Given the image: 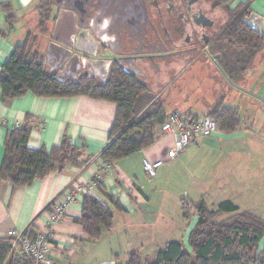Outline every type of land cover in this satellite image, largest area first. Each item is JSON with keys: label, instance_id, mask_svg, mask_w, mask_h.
Returning a JSON list of instances; mask_svg holds the SVG:
<instances>
[{"label": "crops", "instance_id": "0c3cea01", "mask_svg": "<svg viewBox=\"0 0 264 264\" xmlns=\"http://www.w3.org/2000/svg\"><path fill=\"white\" fill-rule=\"evenodd\" d=\"M39 1L0 0V70L15 46L21 45L27 34L38 28L39 14L36 8ZM223 1L229 9L247 5L251 14L264 17V0ZM4 3L10 6L14 14L12 26H9L7 15L1 10ZM56 17L55 14V19ZM54 22H51L50 38ZM50 43L49 39L44 46V53L39 51L43 61ZM213 52L215 53V49ZM219 58L220 55L214 57V63ZM44 68L50 73L47 66ZM61 71L62 69L58 72V77ZM218 71L230 89V93L223 95L219 101H222V106L237 110L240 124L241 103L249 97L250 108L254 110L250 128L240 130L239 126L235 132H239V136L220 135L218 131L211 137L199 139L177 160L165 162L153 178L145 174L143 161H166L172 145L169 137L160 136L152 146L110 164L106 170L101 171L103 161L99 155L108 143V133L116 110L113 103L86 96L46 99L31 93L4 103L0 89V166L4 157L7 130L14 128L16 124L25 123L31 127L29 148H44L48 151L59 145L66 135L71 145L81 149L90 160L87 166L69 167L61 174H51L43 180L34 181L29 187L13 189L8 183H0V239H5L10 230L26 233L31 237L49 232L56 264H126L131 253L142 259H153L166 244L178 241L188 249L186 237L189 228L180 236L179 221L176 224L165 214L167 208L161 202L165 197L162 196L160 187L163 184L180 186V192L186 196V200L192 203L202 201L207 206L205 195L208 193L221 195L236 187L237 193H242L248 188L242 175L238 176L239 153L251 149L254 152L261 148L264 150V133L253 132L255 126L257 130L264 131V49L258 53L245 73L246 76H252L248 92L241 91L238 83L229 82L219 69ZM245 75L241 83L244 82ZM226 99L230 102L224 105L223 101ZM183 113L204 116L189 110ZM94 179L98 180L97 184ZM79 189L81 192H78ZM69 191L78 193L77 200L68 207L59 224L48 227L53 207ZM85 195L96 198L113 212V228L104 232L95 243L87 241L81 225L75 221L81 215V201ZM109 198L117 201L121 209L114 208ZM226 201L233 203L231 200L223 202ZM215 208L213 206L210 209ZM244 211L252 213L251 209ZM262 247L264 244L260 246Z\"/></svg>", "mask_w": 264, "mask_h": 264}, {"label": "trees", "instance_id": "16d2710c", "mask_svg": "<svg viewBox=\"0 0 264 264\" xmlns=\"http://www.w3.org/2000/svg\"><path fill=\"white\" fill-rule=\"evenodd\" d=\"M217 1V7L226 16V23L213 44L215 53L220 55L217 67L229 82L239 83L264 49V39L243 23L251 15L247 5L229 9L225 1ZM36 9L40 34L46 35L47 24L55 19L52 0H40ZM1 10L12 26L15 17L10 6L4 3ZM37 40V36L27 34L3 64L0 89L4 103L27 93L46 99L86 96L113 103L116 110L108 143L99 155L104 165L128 158L159 139L158 127L170 113L156 101L155 93L121 74L111 75L106 83H99L92 76H82L77 81L62 80L44 68L43 56L36 48ZM221 104L219 101L206 115L194 117H209L216 122L218 131L233 134L240 126L237 110ZM30 130L26 123L7 130L0 183H8L13 189L29 187L34 181L61 174L69 167L89 164L90 160L81 149L71 145L66 135L48 151L29 148ZM94 183L98 180L94 179ZM109 199L114 208L121 209L117 201ZM180 205L185 221L189 222L193 214L196 216V224L188 234V249L182 242H170L153 259L131 253L126 264H264V247L259 245L264 238L261 217L241 211L229 201L215 209H209L202 201L192 203L186 199ZM81 207V215L75 221L81 225L88 242H98L104 232L113 228V212L90 195L83 196ZM0 264L31 263L13 261L7 240L0 239Z\"/></svg>", "mask_w": 264, "mask_h": 264}, {"label": "flooded vegetation", "instance_id": "af4514ba", "mask_svg": "<svg viewBox=\"0 0 264 264\" xmlns=\"http://www.w3.org/2000/svg\"><path fill=\"white\" fill-rule=\"evenodd\" d=\"M102 2L103 0H78L76 3H67L78 7L83 24L92 23L100 34L107 35L106 42L110 47L108 49L98 43L95 57L73 49L72 55L78 54L83 62L79 74L86 71V76L93 75L89 61L101 64L106 62L109 63L107 75L104 74V66H95L97 82L106 83L111 75L121 74L153 93V85L165 82L170 71L192 63L196 56L211 55L215 38L226 23L224 20L221 25L220 20L211 15L213 10L203 7L207 2L203 1L202 4L200 0ZM101 4L106 5L105 10L101 8ZM51 10L52 15L57 16L59 10L54 6L53 0ZM98 14L106 15L107 18L101 22L99 19L90 22V17L93 15L96 18ZM115 32L119 33L120 45L113 40Z\"/></svg>", "mask_w": 264, "mask_h": 264}, {"label": "rangeland", "instance_id": "374dc122", "mask_svg": "<svg viewBox=\"0 0 264 264\" xmlns=\"http://www.w3.org/2000/svg\"><path fill=\"white\" fill-rule=\"evenodd\" d=\"M203 1L207 2V5L202 6L207 10H213L211 15L215 19L220 20L222 25L223 21L226 20V16L222 9L217 7L218 1L200 0L202 4ZM41 4L44 5V2ZM39 30V28L33 30L32 35L37 36V50H41L44 53V46L47 45L50 39L51 24H47L48 32L46 35L40 34ZM218 55L219 54L213 52L211 55L196 56L192 63L183 65L178 70L170 71L165 82L161 81L159 85H153L152 90H154L156 95V101L163 105L166 113L174 111L183 113L184 111L189 110L192 112H198V114L201 115H206L208 110L216 105L223 95L230 93L228 84L223 82L221 74L217 69V63H214L213 58ZM251 77L245 75L244 82L238 83V87L241 91H249L252 84ZM229 102V99L223 101L224 105ZM239 114L242 118L240 130H243L245 127L250 128L254 110L250 108L249 97L241 103ZM255 127L253 132L259 134L264 133V131L262 132L261 129L257 130ZM219 134L221 135L224 133L220 132ZM229 135L239 136L240 133L238 132L237 134ZM243 152L244 153L241 154L239 153L238 176L242 175L245 184L249 185V187L243 190L242 193H237V187L232 191L228 189L227 193L221 195L208 193L205 195L206 204L210 209L225 200H231L240 208V210L244 211L251 209L252 213H255L264 220V150L261 148L257 152H254L253 149L250 151L244 150ZM160 188L163 191L162 196L165 197L162 198L161 201L167 208L165 214L172 218L176 224L178 223L177 220L179 221L180 225H178V230L180 231V236L185 234L187 228H189L190 232L196 224V218L195 216H192L189 222L182 218L180 202L182 199H186V196L183 195V193L181 194L180 186L163 184ZM249 190H252V192ZM187 242L188 235L186 237V244ZM263 244L264 241H261L259 245L263 246Z\"/></svg>", "mask_w": 264, "mask_h": 264}, {"label": "built area", "instance_id": "2783aa9c", "mask_svg": "<svg viewBox=\"0 0 264 264\" xmlns=\"http://www.w3.org/2000/svg\"><path fill=\"white\" fill-rule=\"evenodd\" d=\"M21 124H16L19 127ZM162 137L172 139V145L167 153L166 161H143V170L149 178L156 175L157 170L165 162H174L191 145L201 138L211 137L218 133L216 122L209 117H194L180 112H172L158 127ZM109 165L101 167L106 170ZM85 191V190H84ZM78 192H81L79 189ZM77 192H66L64 197L54 207L47 222L48 227L59 224L65 216L68 207L77 200ZM5 239L10 249V258L15 262L29 261L31 264H56L55 252L51 244L49 232L37 234L33 237L26 233L10 230Z\"/></svg>", "mask_w": 264, "mask_h": 264}, {"label": "water", "instance_id": "95a60500", "mask_svg": "<svg viewBox=\"0 0 264 264\" xmlns=\"http://www.w3.org/2000/svg\"><path fill=\"white\" fill-rule=\"evenodd\" d=\"M69 1L76 3L78 0H53V4L59 12L54 22L50 38L51 43L48 46L43 64L50 69L52 75H57L62 69L61 73H59L60 79L77 81L80 77L86 76L87 72L84 71L79 74L83 68V62L78 54L72 55V50L74 49L86 56L95 57L98 43L106 46L108 49L110 47L107 46V35L100 34L92 23L89 25L83 24L78 7L68 5ZM107 1L103 0L104 3ZM105 6V4H101L102 9L106 8ZM144 16L146 17L145 8ZM106 18V15L98 14L96 18L92 15L90 22L94 19L95 21L99 19L101 22V20H105ZM243 23L264 39V17L261 18L251 14L243 20ZM113 37V40H116L117 44L120 45L121 39L119 33L115 32ZM99 64L104 66V74H108L109 63L102 62V65L98 61H89L88 65L93 72L92 77L94 79L97 78L95 66Z\"/></svg>", "mask_w": 264, "mask_h": 264}]
</instances>
